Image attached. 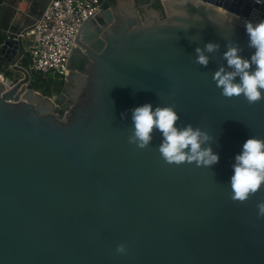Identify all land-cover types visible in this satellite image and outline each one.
Returning <instances> with one entry per match:
<instances>
[{
	"label": "water",
	"instance_id": "obj_1",
	"mask_svg": "<svg viewBox=\"0 0 264 264\" xmlns=\"http://www.w3.org/2000/svg\"><path fill=\"white\" fill-rule=\"evenodd\" d=\"M159 3L105 0L75 39L76 88L53 97L28 88L18 64L30 27L1 34V56L22 77L0 80V264H264V186L245 203L229 186L243 143L264 139V100L225 98L212 80L226 42L250 57L244 21L264 19V3ZM208 42L220 51L205 68L195 48ZM144 103L175 105L178 127L214 138L218 163L166 164L159 131L145 149L129 144L131 110Z\"/></svg>",
	"mask_w": 264,
	"mask_h": 264
},
{
	"label": "clouds",
	"instance_id": "obj_2",
	"mask_svg": "<svg viewBox=\"0 0 264 264\" xmlns=\"http://www.w3.org/2000/svg\"><path fill=\"white\" fill-rule=\"evenodd\" d=\"M255 3L261 4L264 0H255ZM244 29L248 37L247 46L254 51L245 58L238 42H226V50L221 56L226 66H219L212 73V80L221 89L223 97L242 96L251 105L264 100V19L255 23L245 20ZM219 51L220 44L215 42L205 43L203 48L197 46L194 63L206 68L210 54ZM179 120L175 105L153 108L150 103H144L137 106L131 110L132 128L128 143L145 149L152 142L153 132L159 131L162 139L157 150L166 164L195 163L197 167L210 168L218 163L219 156L211 147L214 138L191 124L178 127ZM232 169L230 199L245 203L264 186V139L248 138L240 153L235 155ZM256 208L257 217L264 218V200L258 202ZM116 253L126 254V245H117Z\"/></svg>",
	"mask_w": 264,
	"mask_h": 264
},
{
	"label": "built area",
	"instance_id": "obj_3",
	"mask_svg": "<svg viewBox=\"0 0 264 264\" xmlns=\"http://www.w3.org/2000/svg\"><path fill=\"white\" fill-rule=\"evenodd\" d=\"M104 1H47L41 15L23 36L30 38L25 54L27 65L24 67L30 77L33 74H52L56 79L68 77L69 60L76 48L75 39L82 26L99 15ZM2 45L3 42L0 48ZM9 67L12 68L10 64ZM0 78L9 85L13 84L3 75Z\"/></svg>",
	"mask_w": 264,
	"mask_h": 264
},
{
	"label": "crops",
	"instance_id": "obj_4",
	"mask_svg": "<svg viewBox=\"0 0 264 264\" xmlns=\"http://www.w3.org/2000/svg\"><path fill=\"white\" fill-rule=\"evenodd\" d=\"M47 1L0 0V34L27 30L41 15ZM26 38L29 43L30 38ZM22 60L18 64L22 63Z\"/></svg>",
	"mask_w": 264,
	"mask_h": 264
},
{
	"label": "trees",
	"instance_id": "obj_5",
	"mask_svg": "<svg viewBox=\"0 0 264 264\" xmlns=\"http://www.w3.org/2000/svg\"><path fill=\"white\" fill-rule=\"evenodd\" d=\"M146 1H149V0H146ZM153 7L157 10H161L159 0H154ZM2 40L3 38L0 34V44L2 43ZM21 64L23 67H26L27 65L26 58L22 60ZM3 65H5L7 68L9 66V64H7V62L4 60V58L1 56V53H0V74L8 79L10 78V75L2 68ZM61 86H62V82H58L57 80L53 84H46L44 79H42L40 75H37V74H33L30 77V82L28 84V87L30 89H33L35 91H40L44 96H49V97L53 94H57Z\"/></svg>",
	"mask_w": 264,
	"mask_h": 264
},
{
	"label": "flooded vegetation",
	"instance_id": "obj_6",
	"mask_svg": "<svg viewBox=\"0 0 264 264\" xmlns=\"http://www.w3.org/2000/svg\"><path fill=\"white\" fill-rule=\"evenodd\" d=\"M143 3L147 2L146 0H142ZM99 23H102L100 20L96 21V24L98 25ZM70 72L69 75L73 76L74 75H79L80 71L83 69L85 65V59L81 56L80 51L76 48L70 58ZM68 75V76H69ZM69 76V77H70ZM68 78L62 79V78H57L58 82H62V86L58 92V94L62 91V89L68 93H72L76 86L74 85L73 82L67 81ZM64 110L60 109V113L63 114Z\"/></svg>",
	"mask_w": 264,
	"mask_h": 264
},
{
	"label": "rangeland",
	"instance_id": "obj_7",
	"mask_svg": "<svg viewBox=\"0 0 264 264\" xmlns=\"http://www.w3.org/2000/svg\"><path fill=\"white\" fill-rule=\"evenodd\" d=\"M26 62H27V58H26ZM2 68L10 75V78H8L9 81H15L17 79H20L22 77L21 74H19L18 72L14 71L12 68H10L8 66V68L3 65ZM1 75V74H0ZM37 75H40V77L42 79H44V81L46 82V84H53L57 79L55 76H53L52 74H46V75H41V74H37ZM2 76V75H1ZM0 76V77H1ZM1 79V78H0ZM29 88V87H28ZM39 92L40 94H42L40 91H37ZM58 94V93H57ZM57 94H53L51 95L50 97H53L54 95H57ZM43 95V94H42Z\"/></svg>",
	"mask_w": 264,
	"mask_h": 264
},
{
	"label": "bare ground",
	"instance_id": "obj_8",
	"mask_svg": "<svg viewBox=\"0 0 264 264\" xmlns=\"http://www.w3.org/2000/svg\"><path fill=\"white\" fill-rule=\"evenodd\" d=\"M1 80V79H0Z\"/></svg>",
	"mask_w": 264,
	"mask_h": 264
}]
</instances>
